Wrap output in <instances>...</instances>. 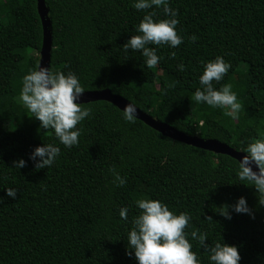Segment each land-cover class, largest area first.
<instances>
[{"label": "trees", "instance_id": "obj_1", "mask_svg": "<svg viewBox=\"0 0 264 264\" xmlns=\"http://www.w3.org/2000/svg\"><path fill=\"white\" fill-rule=\"evenodd\" d=\"M44 1L52 30L49 68L75 73L85 92L108 89L185 135L236 150L264 137V0H168L184 39L176 48L149 45L162 57L152 68L122 45L137 34L145 11L154 10L156 20L165 18L162 9L137 10L132 0ZM41 40L36 0H0V264H136L126 236L139 211L134 201L142 197L164 202L175 214L188 212L185 232H205L210 245H235L238 264H264V206L256 189L237 177L236 160L164 137L135 118L128 123L107 101L81 103L92 112L77 125L78 144H60L52 166L34 168L20 145L31 152L43 142L58 143L19 100ZM216 56L231 65L213 86L232 85L242 105L235 120L192 101L203 62ZM254 103L262 104L261 115L245 116ZM21 158L26 164L17 169L13 162ZM112 167L125 185L111 183ZM9 187L17 189L14 199L5 195ZM241 196L251 215L231 207L230 219L218 213ZM120 207L128 208L127 220L119 217ZM190 242L201 264H209L208 253Z\"/></svg>", "mask_w": 264, "mask_h": 264}, {"label": "clouds", "instance_id": "obj_2", "mask_svg": "<svg viewBox=\"0 0 264 264\" xmlns=\"http://www.w3.org/2000/svg\"><path fill=\"white\" fill-rule=\"evenodd\" d=\"M132 7L141 11L159 8L165 16L154 20L155 11H145L135 26L137 34L130 35L122 45L125 53L129 50L138 51L148 68L155 67L162 57L157 55L155 47L149 45L176 48L183 42L184 37L176 30L179 23L176 18L177 11L169 7L168 0H132ZM195 39V36L189 37V40ZM169 56L175 57V52H170ZM176 67L180 72L185 69L182 63H178ZM230 68V63L221 56L203 62L202 72L198 76L200 87L193 92L192 101L197 104L204 103L211 108H220L224 116L235 120L239 117L242 105L237 100L232 85L225 83L218 89L213 86V81H221ZM84 92V87L75 73L42 67L39 62L23 75L19 92L20 102L31 113V117L39 121V128L46 131L50 129L58 141L43 142L32 149L29 160L34 162L35 169L52 166L60 154V144L65 148L78 144L81 129L77 125L92 112L91 107H84L78 102ZM135 116L136 108L132 104H125L121 118L133 123ZM240 152L246 154L236 161V175L239 180L246 182L245 185L256 189L257 202L264 206V137L251 139ZM25 164L26 161L22 158L13 162L17 169ZM108 171L112 176L113 185H125L126 177L121 176L114 167ZM4 192L7 197L14 199L17 189L4 188ZM2 199L0 197V200ZM134 203L139 211L131 219L126 248L131 250L130 254L136 264H201L196 253L192 251L190 239L196 241L208 253L209 264H238L240 255L235 245L222 242L210 245L206 243L205 232H185L191 220L188 212L175 214L164 202L147 197L138 198ZM229 207L236 213L252 214L242 196L238 197L233 205L220 206L218 213L230 219ZM127 213V207H120L118 210L122 220L128 219Z\"/></svg>", "mask_w": 264, "mask_h": 264}, {"label": "water", "instance_id": "obj_3", "mask_svg": "<svg viewBox=\"0 0 264 264\" xmlns=\"http://www.w3.org/2000/svg\"><path fill=\"white\" fill-rule=\"evenodd\" d=\"M36 11L40 19L41 29H42V40L41 47L39 50V64L42 67L50 66V56L52 49V37H51V24L48 18V9L45 5L44 0H36ZM103 100L111 103L120 111L123 110L125 104H132L123 97L112 94L110 90L103 89L99 91H86L84 92L80 98V103H88L93 101ZM133 105V104H132ZM134 106V105H133ZM135 107V106H134ZM136 108V116L135 119L140 120L148 127L152 128L156 132L160 133L162 136L170 138L172 140H176L178 142L191 145L196 148H200L202 150L209 151L216 155H226L234 160H239V158L245 153L240 152V150H236L225 143H221L216 139H204L199 138L198 136H188L184 133L174 129L171 126H168L165 123H162L156 119H153L146 113L142 112L140 109ZM253 170L256 168L253 165Z\"/></svg>", "mask_w": 264, "mask_h": 264}, {"label": "rangeland", "instance_id": "obj_4", "mask_svg": "<svg viewBox=\"0 0 264 264\" xmlns=\"http://www.w3.org/2000/svg\"><path fill=\"white\" fill-rule=\"evenodd\" d=\"M156 71H157V69H156ZM235 78H237V80H239V79L241 80V79L246 78V76L245 75L236 74L235 75ZM196 88L197 87H195V86H192L191 87V89L194 90V91H195ZM261 110H262V104L261 103H254V104H252L251 108L244 113V115L247 116V117L250 116L251 114L261 115ZM18 131L20 133H22V134H24L26 132V130H24L21 127L18 129ZM20 150L24 151L23 154L26 155V156L30 153L29 152V147H28L27 144L26 145L25 144L24 145H20ZM138 188L140 190H142L143 189V186L142 185H139Z\"/></svg>", "mask_w": 264, "mask_h": 264}]
</instances>
